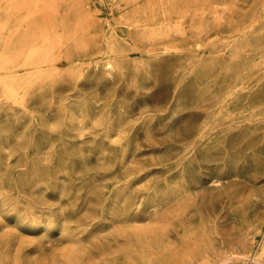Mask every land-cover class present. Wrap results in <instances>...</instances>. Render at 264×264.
Masks as SVG:
<instances>
[{
	"label": "rangeland",
	"instance_id": "rangeland-1",
	"mask_svg": "<svg viewBox=\"0 0 264 264\" xmlns=\"http://www.w3.org/2000/svg\"><path fill=\"white\" fill-rule=\"evenodd\" d=\"M262 88L264 0H0V264H264Z\"/></svg>",
	"mask_w": 264,
	"mask_h": 264
},
{
	"label": "bare ground",
	"instance_id": "bare-ground-1",
	"mask_svg": "<svg viewBox=\"0 0 264 264\" xmlns=\"http://www.w3.org/2000/svg\"><path fill=\"white\" fill-rule=\"evenodd\" d=\"M134 25V24H133ZM174 26V25H173ZM218 52V51H217ZM250 52V51H249ZM111 67V66H110ZM243 64L241 65L238 61H233L227 65V69L225 74L218 79H216V83L218 84L217 93L219 94L218 100L216 103L221 104L222 107H225L226 110H221L219 113H223L226 111L229 115L234 113L235 110H232L233 108V102L235 97H237L235 94L238 92L237 87L240 84L241 77L243 76V70H244ZM216 70V64L210 65V66H204L201 71L203 75L206 74L207 71H214ZM253 103L255 106L261 105L264 102V88L260 89L257 94L253 96ZM120 114V113H119ZM264 121V120H263ZM84 129V128H83ZM80 130V129H79ZM201 135V134H200ZM110 142V141H109ZM23 146V145H21ZM21 148V147H20ZM124 150V149H123ZM104 152V151H103ZM121 155H123L121 153ZM38 163V162H37ZM40 164V163H39ZM37 164V165H39ZM42 166V165H41ZM38 168V167H37ZM39 169V168H38ZM41 171V170H40ZM34 172V171H33ZM44 172V171H43ZM56 177V176H55ZM81 182V181H80ZM64 186V185H63ZM17 187V186H16ZM55 187V186H54ZM63 190V188L61 187ZM61 190V191H62ZM72 190V189H71ZM43 193V192H42ZM62 193V192H60ZM17 195V194H16ZM37 195V194H36ZM61 195V194H60ZM157 195V194H156ZM46 198V197H45ZM2 199V198H1ZM157 211V210H156ZM63 215V213H62ZM110 215V214H109ZM110 220V219H109ZM113 224V223H112ZM257 233V232H256ZM124 235V234H123ZM129 235V234H126ZM259 235V234H258ZM263 235V234H262ZM261 235V236H262ZM120 237V236H119ZM190 237V236H189ZM112 238V237H111ZM121 239V238H120ZM191 239V237H190ZM123 240V239H122ZM126 240V239H125ZM146 240V239H145ZM193 240V239H192ZM194 241V240H193ZM200 241V240H199ZM116 243V242H115ZM201 243V242H200ZM140 244V243H139ZM203 244V243H201ZM206 245V244H205ZM258 245V244H257ZM119 246V245H118ZM120 247V246H119ZM123 247V246H122ZM189 247V246H188ZM111 248V247H110ZM117 250V249H115ZM176 251V250H175ZM168 252V251H167ZM196 252V251H195ZM264 252V250H263ZM171 253V252H170ZM260 254V253H259ZM171 255V254H170ZM168 257V256H167ZM194 257V256H193ZM257 257V256H255ZM195 258V257H194ZM226 258V256H225ZM163 260V258H161ZM176 259V258H175ZM180 259V258H179ZM228 259V258H227ZM261 259V258H259ZM254 261V260H252ZM184 262V261H183ZM161 263V262H160ZM190 263V262H189ZM257 263V262H256ZM200 264V263H199ZM214 264V263H213ZM222 264V263H221Z\"/></svg>",
	"mask_w": 264,
	"mask_h": 264
}]
</instances>
